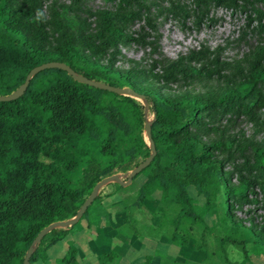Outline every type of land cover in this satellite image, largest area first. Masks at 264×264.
Segmentation results:
<instances>
[{"label":"trees","instance_id":"obj_1","mask_svg":"<svg viewBox=\"0 0 264 264\" xmlns=\"http://www.w3.org/2000/svg\"><path fill=\"white\" fill-rule=\"evenodd\" d=\"M125 1L119 0V4ZM252 1L264 5V0ZM33 3L0 0V96L16 91L34 68L61 62L91 80L129 87L145 95L146 100L99 90L78 83L65 71L50 69L36 75L20 99L0 102V264H24L44 228L74 218L99 182L132 171L151 155L144 136L147 118L143 103L156 114L152 138L157 155L136 177L146 175L147 179L128 207L130 212L151 201L177 209L171 220L172 240L185 245L187 240L181 235L187 232L185 226L208 229L205 217L223 192L227 199L224 221L243 229V239H221L225 260L228 262V244L241 246L245 252L249 244L264 248V221L260 225L251 221L249 229L234 221L237 205L258 203L249 200L256 189L264 207V147L255 149V163L239 171L235 185L233 173L225 171L224 162L217 158L232 144H206L193 133L209 127L218 116L233 114L236 107L244 109L243 114L251 119L264 111V45L255 49L249 74L230 82L216 101L202 94H171L153 83L151 74L142 68L120 69L113 61L102 63L105 48L134 41L110 13L99 18L96 34L80 30L78 36L84 40L86 50L82 51L73 40L49 42L51 26ZM153 50L156 53L154 46ZM181 64L179 60L169 67L168 79L177 69L184 76L204 73L196 67L182 68ZM207 73L210 75V71ZM118 188L127 190L120 185ZM190 188L205 200L203 212L198 210ZM97 203L98 198L83 219L90 216ZM67 232L49 233L31 263H50L49 250L65 239ZM49 235L52 238L47 241ZM202 240L205 245V236ZM117 258L107 251L99 261L107 264ZM63 264H80L74 245Z\"/></svg>","mask_w":264,"mask_h":264},{"label":"rangeland","instance_id":"obj_2","mask_svg":"<svg viewBox=\"0 0 264 264\" xmlns=\"http://www.w3.org/2000/svg\"><path fill=\"white\" fill-rule=\"evenodd\" d=\"M33 2L51 26V30H48L49 42L57 44L73 40L82 51L86 50L84 40L78 36L80 30L96 34L99 18L105 12L110 13L134 41L105 48L102 63L113 61L120 69L142 68L151 74L153 83L161 85L164 91L171 94H202L216 101L229 88L230 82L235 83L237 78L249 74L255 60V49L264 45V5L258 1L126 0L122 5L119 0ZM132 14L134 16L130 17ZM100 45L97 43V46ZM179 60L184 63L181 64L184 65L182 68L196 67L204 73L184 76L177 69L172 74L176 78L171 76L168 79L166 71ZM143 105L147 120L152 121L153 111L146 103ZM243 112L244 109L236 107L233 114L218 116L209 127L193 131L206 144H232L229 149L218 153L217 158L224 162L225 171L233 173L232 183L235 185L238 184L239 171L255 163V149L264 147V111L257 119H251ZM146 179V175H141L127 190L119 189L118 183L104 187L99 193L97 206L89 217L75 225L70 236L77 237L78 241V235L86 239L88 225L97 234L113 232L115 236H120L119 240L125 243L123 246L131 249V252L125 253L120 249L116 251L118 254L113 252L118 255L115 264H154L157 257H160V261L157 259L158 264H264V248L254 244L246 246V252L241 246L228 244L225 248L228 262L225 260L221 239L229 236L243 239V229L224 221L227 199L223 192L205 217L208 229L202 225L193 229H189V225L185 226L187 232H181L187 240L185 245L172 240L174 227L171 220L177 209L161 207L163 204L151 201L130 212L128 207L135 202L136 194ZM127 180L128 177H125L124 181ZM190 193L197 201L198 210L203 212L206 209L205 200L191 188ZM252 195L249 200L255 199L258 203L236 206L234 221H240L245 229L251 227V221L257 225L264 221L263 200L259 190L256 189ZM155 196L159 198V193ZM110 211L117 217V222L126 219L122 227L111 224ZM203 236L205 245L202 244ZM51 238L49 235L47 241ZM90 241L86 242L88 253L85 247H79L71 239V242L64 240L53 246L49 255L56 261L64 257L70 246L74 245L82 257L92 256ZM100 242L107 243L108 240ZM48 264H52V260ZM87 264H99V260L93 257Z\"/></svg>","mask_w":264,"mask_h":264},{"label":"water","instance_id":"obj_3","mask_svg":"<svg viewBox=\"0 0 264 264\" xmlns=\"http://www.w3.org/2000/svg\"><path fill=\"white\" fill-rule=\"evenodd\" d=\"M50 69H59L62 71H65L68 73L69 76H71L75 81L81 84L88 85L90 87H94L99 90H104L108 91L111 93H114L119 96H130L133 98H136L137 100L140 101H145L146 96L142 95L134 90H132L129 87L125 88H120V87H115L109 84H106L104 82L96 81V80H91L86 76H83L81 74H78L76 71H74L70 66H68L65 63L61 62H50V63H45L42 64L33 70L30 71L28 74L26 81L16 90L14 91L11 95L8 96H0V102H12L20 99L24 94L26 93L28 87L30 86L31 80L38 75L39 73L45 71V70H50ZM147 107H150L147 104ZM155 116L154 114V119L152 121H148L145 123V130H144V136L148 144L150 145L151 149V155L141 164H139L136 168H134L132 171H129L127 173H120L116 174L110 177H107L103 179L101 182H99L95 188L93 189L91 195L88 197V199L85 201V203L82 205V207L79 209L77 212L76 216L72 219L65 220V221H58L55 222L48 227L44 228L40 234L37 236L35 239L32 247H30L25 259H24V264H32L31 263V257L33 256L34 252L36 251L37 247L41 244L43 239L51 233L53 230L56 229H61L63 231H66L70 228L75 227L84 217L85 213L87 210L93 205V203L96 201V199L99 196L100 191L108 186L111 183H118L122 187H128L131 185L134 181V179L140 175L146 168L149 167V165L153 162L157 155V150H156V145L153 141L152 138V126L155 121ZM128 177L127 182L124 181V178Z\"/></svg>","mask_w":264,"mask_h":264},{"label":"crops","instance_id":"obj_4","mask_svg":"<svg viewBox=\"0 0 264 264\" xmlns=\"http://www.w3.org/2000/svg\"><path fill=\"white\" fill-rule=\"evenodd\" d=\"M108 215L111 218V224H113L115 227L120 228V227H122L124 225V222L123 221H125L126 219H122L120 222H117L116 221L117 220V217L115 218V216L112 215L111 211L108 213ZM73 229H74V227L67 230L68 231L67 232V236L62 241H64V240H70V242H71V239H73V240L76 241V243H77V245L79 247H85V249H86L85 251L87 252L86 242L89 241V240H91L90 241V245H91L92 250H93L92 256H86V258H84V257L81 256L80 250L78 249V261H79L80 264H87L88 261H89V259L90 258H93V257H97L98 260H99L100 255L103 252H107V251L116 252V251H118V249H120L119 251H123L125 253H130L131 252L130 251L131 249H126L125 246H123L125 243H122L119 240L120 239V236H115L113 234V232H106L107 229H105V232L106 233L97 234V232L94 229H92V227L90 225H88V229H89L90 232L87 231L88 233H86V239H83V237H81L80 235H78V237L80 238L79 241L77 240V237H71L70 236V232ZM93 237H96V238L94 239ZM102 240L103 241L108 240V242L107 243H101L100 241H102ZM62 241H60V242H62ZM129 244H127V245H129ZM50 250H49V252H50ZM65 253H66V250H64L63 254H65ZM63 254H61V255H63ZM49 257H50V261L52 260V264H63V258L64 257L59 258L56 261H54V259L50 255H49ZM157 259H159V261H160V257H157ZM157 259L154 261V264H158L157 263L158 262ZM99 264H100V261H99ZM107 264H115V263L114 262H110V263H107Z\"/></svg>","mask_w":264,"mask_h":264},{"label":"bare ground","instance_id":"obj_5","mask_svg":"<svg viewBox=\"0 0 264 264\" xmlns=\"http://www.w3.org/2000/svg\"><path fill=\"white\" fill-rule=\"evenodd\" d=\"M160 47V46H159Z\"/></svg>","mask_w":264,"mask_h":264}]
</instances>
